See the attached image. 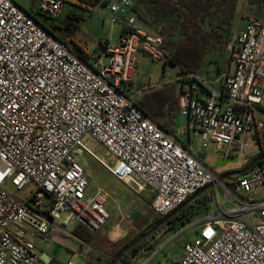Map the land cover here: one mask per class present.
<instances>
[{"label": "built area", "instance_id": "1", "mask_svg": "<svg viewBox=\"0 0 264 264\" xmlns=\"http://www.w3.org/2000/svg\"><path fill=\"white\" fill-rule=\"evenodd\" d=\"M67 1L40 0L37 14L58 20ZM104 1L123 25L117 45L101 44L108 64L100 56L79 58L36 12L0 0V264H39L32 235L60 243L75 236L70 224L92 233L106 224L105 194H87L86 169L75 154L89 155L136 194L150 189L151 209L162 218L217 182L181 141L185 129L168 134L130 95L137 55L165 60L162 36L139 22L133 12L139 0ZM228 48L235 69L221 79V92L206 75L178 77L179 113L201 138L200 152L211 142L219 155L249 157L248 140L257 143L258 132L264 133L255 114L264 96V21L251 18ZM97 144L102 157L92 149ZM8 183L17 191L35 185L36 191L23 199L6 190ZM220 185L233 207L218 204L201 236L185 243L172 264H264V199L256 198L264 191V160Z\"/></svg>", "mask_w": 264, "mask_h": 264}, {"label": "rangeland", "instance_id": "2", "mask_svg": "<svg viewBox=\"0 0 264 264\" xmlns=\"http://www.w3.org/2000/svg\"><path fill=\"white\" fill-rule=\"evenodd\" d=\"M19 6L27 11H39L40 0H14ZM76 0H68L63 14L60 19L52 20L50 18H44L43 15H39L40 20L50 25H58L62 27L68 22L69 15L72 13H82L83 10L76 4ZM238 8L233 19V27L231 33L236 31L237 24L242 21L240 27L243 29L246 27L247 21L241 19L243 16L249 17L250 10L248 0H239ZM85 20L81 27L75 33V40L82 47L86 48L89 52L94 54V57H101L104 64H108L109 58L105 55L104 50L100 46L101 43L109 42L111 45H117L120 42V37L123 29V25L120 22H114L113 18L121 19L120 15L111 14L105 7H98L97 10L89 9L85 11ZM147 30L148 28L145 27ZM59 35L62 34V30L59 28L54 29ZM233 36L229 39V46L232 43ZM215 57L216 61L210 64V59ZM230 59L229 48L223 53H216L208 55L206 62L202 65L203 73L206 75L209 82H213L221 73L227 68ZM211 69V70H210ZM180 70L178 67L169 63H165L164 60H153L146 54L139 53L136 59V67L133 74V80L131 82V88L134 91L131 93L133 99H139L140 94L151 91L157 88V85H161L168 81L177 80ZM145 86L148 90H142L140 87ZM212 88L216 91L220 90L219 83H212ZM205 99H208L207 94H202ZM186 129L187 124L184 122ZM184 141L187 145L188 139L184 136ZM249 144L252 149V154L247 156H236L237 160L234 162L226 163L223 166H216L218 157L215 150V145L211 142L208 143V148L204 150V155L200 159L202 163L208 165L212 172L217 176L216 185L207 190L204 195H211L212 198L208 203L206 209L200 214L196 215L192 222L183 224L180 222L176 227L166 225L163 228V237L156 242L157 251L155 254H141L136 259L137 264H172L180 259L183 253V247L185 243L193 241L201 236L202 224H196L198 218L205 216V214L214 213L218 204H224L226 209L233 207L232 202L226 196L225 191L220 185L218 177L235 168L245 167L250 158L259 154L260 150L254 139L250 138ZM211 144V145H210ZM97 155L103 156L105 154L104 148L97 144L92 148ZM194 155H199L200 149L197 148V143L192 144L190 148ZM76 160L86 169V178L89 183L87 194L94 196L98 190H102L105 194V208L108 214L106 224L100 231L94 232L91 240V249L87 252L89 264H99L98 259L103 258L104 264L107 260L112 259L111 254L116 252L119 248L125 245L128 241H116L112 243H106L100 241L98 238L104 239L105 236L115 229L116 227L125 228L127 231V239L131 238L134 234L140 231L144 226H148L154 219V213L151 209L150 202V189L142 194H136L131 191L123 182L117 180L111 173L103 168L95 159L87 154H75ZM6 190L14 193L16 196L27 199L33 192L36 191L35 185H28L24 191H17L16 188L8 183ZM256 198L264 199V191H260ZM249 216V215H248ZM250 217V216H249ZM80 226L79 223H73L68 226V231L74 234L75 229ZM141 232V231H140ZM32 240L36 247L37 254L42 257L46 255L51 258V264H68L74 262L75 264H81L84 260L83 255L85 251L81 250V242L75 236L66 237L64 242H51L45 241L44 238L37 235H32ZM94 244L100 245L102 248L95 247ZM83 250H85L83 248ZM40 264H44L40 262ZM120 264V263H119Z\"/></svg>", "mask_w": 264, "mask_h": 264}, {"label": "trees", "instance_id": "3", "mask_svg": "<svg viewBox=\"0 0 264 264\" xmlns=\"http://www.w3.org/2000/svg\"><path fill=\"white\" fill-rule=\"evenodd\" d=\"M76 2L83 12L70 14L68 22L63 28L58 25L49 26L40 20L37 13H34L33 16L48 32L63 42L72 53L87 61L96 57L77 43L75 33L85 20V11L94 9L100 3L102 7H105L107 3L104 0H76ZM238 3L239 0H139L133 12L144 27L162 36L166 55L164 61L178 67L179 76H182L198 73L208 54L226 51L232 36V23ZM248 5L249 18L264 21V0H248ZM44 18L48 17L44 16ZM57 28L62 30L61 35L55 32L54 29ZM101 48L104 50L105 46L101 45ZM135 103L162 130L168 133L176 132V119L179 116L178 79L165 82L160 87L145 92L139 99H135ZM256 140L260 152L252 156L248 164L258 155L264 153V133L258 132ZM238 177H230L224 183L230 185ZM202 195L179 211L174 218L173 227H176L180 222L183 224L192 222L196 215L207 210L206 207L212 196ZM147 230L148 228L142 230L125 245ZM74 235L91 244L93 233L87 229L78 226ZM154 238L155 234L147 236L127 251L117 264H137L136 259L139 255L152 254L156 249ZM148 242H151V247L145 252L141 251ZM125 245L110 257L113 258ZM110 261L111 259L104 264H109Z\"/></svg>", "mask_w": 264, "mask_h": 264}, {"label": "crops", "instance_id": "4", "mask_svg": "<svg viewBox=\"0 0 264 264\" xmlns=\"http://www.w3.org/2000/svg\"><path fill=\"white\" fill-rule=\"evenodd\" d=\"M238 8V7H237ZM243 16V12H242V14H241V19H244V20H246L247 21V24H246V27L245 28H241L240 27V25H241V23H242V21H240L239 20V22H238V24H237V28H236V31H234L233 33H232V36L237 32V31H239V30H245L246 28H247V26H248V24H249V21H250V18L249 17H247V16H244V17H242ZM147 30V29H146ZM148 31H151V32H153L152 30H150V29H148ZM143 54V53H142ZM212 54H216V53H210V54H208V55H212ZM208 55L205 57V61L204 62H206V60H207V57H208ZM138 56V55H137ZM216 61V59H215V57H212L211 59H210V64H212V63H214V62ZM234 69H235V65H234V63L231 61V59H229V63H228V65H227V68L224 70V71H222L221 73L219 72L220 70H218V77L213 81V82H209L210 84H211V86H212V83H214V82H216V83H219L220 84V90L218 91V92H221L222 91V89H223V83H222V81H221V79L224 77V75H226V74H228V73H232L233 71H234ZM211 70V69H210ZM198 73H200V74H203V75H205L204 73H203V70H202V67L200 68V70H199V72ZM132 80H133V77H132ZM132 82V81H131ZM133 82H134V80H133ZM130 85H131V83H130ZM161 85H157V88L158 87H160ZM130 88H131V86H130ZM140 89H142V90H148V89H146V87L145 86H143V87H140ZM134 91V89L133 88H131V93ZM216 91V90H215ZM131 95V94H130ZM140 95H142V93L140 94ZM202 98H203V95L201 94L200 95ZM255 114H256V119L258 120V121H261V122H264V96H263V99H262V102L260 103V104H258V106H257V108H256V112H255ZM184 122H186V124H187V120L185 119V118H183V117H181L180 116V113H179V116L177 117V119H176V125H175V130H176V132H174V133H168V134H172V135H176V133L179 131V130H181V129H183V127H184ZM185 129V128H184ZM184 136H186V138L188 139V143H187V145L191 148L192 147V144H194L195 142L197 143V148L198 149H200L201 148V145H202V140H201V138L199 137V136H197V135H195L194 134V132L193 131H190V130H188V129H185L184 130V133H183V135L181 136V141L183 142V143H185V141H184ZM212 145H214L213 143H211ZM210 144V145H211ZM258 145V144H257ZM208 148V147H207ZM215 150H216V148H215ZM203 155H204V151H202V152H200L199 153V155H197L198 156V158H202L203 157ZM217 157H218V160L219 159H221V158H227V157H225V156H222V155H219V154H217ZM204 164V163H203ZM207 168H209L210 169V167L208 166V165H206V164H204ZM208 215H210V214H205V216H203V217H201V218H198V219H196L197 220V223L196 224H202L203 223V221L207 218V216ZM154 216H155V214H154ZM156 218V216L154 217V219ZM153 219V220H154ZM202 227V226H201ZM146 228V226H144L140 231H142V230H144ZM125 228H121V227H116L115 229H113L112 231H110L106 236H105V238L104 239H102V238H98L100 241H105L106 243H112L113 244V242H116V241H129L131 238H133L135 235H137V234H139L140 233V231H138L136 234H134L131 238H129V239H127L126 240V238H127V231H125L124 230ZM101 230V229H100ZM99 230V231H100ZM163 230L162 231H160L156 236H155V238H154V241H159L162 237H163ZM76 237V236H75ZM79 241H83V240H81L80 238H78V237H76ZM82 244V243H81ZM94 246L95 247H98V248H102L100 245H98V244H94ZM83 245L81 246V250L82 251H85V250H83ZM85 249V248H84ZM83 257H84V260L85 261H83L81 264H89V259H88V256H87V252L85 251V253H84V255H83V252H82V254H81ZM48 258L49 257H47L46 255H43L42 257H40V262H43L44 264H47V260H48ZM51 261H52V259H51ZM51 261H50V263L49 264H51ZM40 262H39V264H40ZM74 263V262H73ZM98 263L99 264H101V263H103V258L102 259H98ZM75 264V263H74Z\"/></svg>", "mask_w": 264, "mask_h": 264}, {"label": "water", "instance_id": "5", "mask_svg": "<svg viewBox=\"0 0 264 264\" xmlns=\"http://www.w3.org/2000/svg\"><path fill=\"white\" fill-rule=\"evenodd\" d=\"M236 157H227V158H221L217 161L216 166H223L226 163L234 162L236 161ZM264 160V153H261L258 155L254 160H252L248 165H246L244 168L240 170H234V171H227L220 175L218 177L219 181L222 183L225 180H227L230 177L234 176H241L244 174H247L255 165H257L259 162ZM216 184L209 185L201 190H199L197 193L192 195L185 203H183L179 208H177L175 211L170 213L167 217H164L161 221L155 223V225L149 229L148 231L141 233L137 237H135L133 240H131L127 245H125L118 253L111 259L109 264H117L122 256L135 247L138 243H140L142 240H144L147 236H149L151 233H153L155 230L160 228L161 226L165 225L169 218H171L174 214L178 213L180 210H182L185 206L190 204L192 201L197 199L199 196H201L203 193H205L207 190H209L211 187L215 186Z\"/></svg>", "mask_w": 264, "mask_h": 264}, {"label": "flooded vegetation", "instance_id": "6", "mask_svg": "<svg viewBox=\"0 0 264 264\" xmlns=\"http://www.w3.org/2000/svg\"><path fill=\"white\" fill-rule=\"evenodd\" d=\"M243 168H244V167H243ZM240 169H242V167H240V168H235V169H232V170H230V171L240 170ZM225 172H226V171H225ZM223 173H224V172H223ZM178 213H179V212H178ZM178 213L174 214L171 218L168 219V221L166 222L165 225L161 226L160 228H158L157 230H155V231H154L153 233H151V234H155V236H156L160 231L163 230V228H164L166 225H171V226H173L174 218L177 216ZM163 218H164V217H163ZM163 218H162V217H156V218L151 222L150 225L146 226V228H148V230L151 229V228L155 225V223L161 221ZM146 228H145V229H146ZM145 229H144V230H145ZM148 230H147V231H148ZM151 234H150V235H151Z\"/></svg>", "mask_w": 264, "mask_h": 264}]
</instances>
